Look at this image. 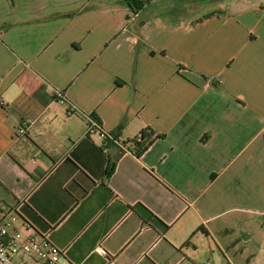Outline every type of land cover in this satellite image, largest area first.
<instances>
[{
  "label": "crops",
  "instance_id": "0c3cea01",
  "mask_svg": "<svg viewBox=\"0 0 264 264\" xmlns=\"http://www.w3.org/2000/svg\"><path fill=\"white\" fill-rule=\"evenodd\" d=\"M238 2L0 0V211L60 264H264V6Z\"/></svg>",
  "mask_w": 264,
  "mask_h": 264
},
{
  "label": "built area",
  "instance_id": "2783aa9c",
  "mask_svg": "<svg viewBox=\"0 0 264 264\" xmlns=\"http://www.w3.org/2000/svg\"><path fill=\"white\" fill-rule=\"evenodd\" d=\"M86 135H96L106 143H116L118 147L126 152L134 153L133 145L116 142L111 135L104 131L99 121L86 116ZM23 135L22 128H15L14 136ZM134 143H141V137L137 135ZM131 144V142H130ZM99 254L103 252L98 249ZM17 255L15 264H60L63 253L53 246L47 239L46 234H39L19 216L14 210L0 211V264H13L11 256Z\"/></svg>",
  "mask_w": 264,
  "mask_h": 264
},
{
  "label": "trees",
  "instance_id": "16d2710c",
  "mask_svg": "<svg viewBox=\"0 0 264 264\" xmlns=\"http://www.w3.org/2000/svg\"><path fill=\"white\" fill-rule=\"evenodd\" d=\"M140 4H142L140 2ZM142 8V5H139L135 8V10H140ZM140 137H141V142L143 139H146L147 141V138H148V141L146 143V145H140V143H134V140L132 139L131 142V145H133V148H134V154L136 156L139 155V153L146 148V146L150 143V141L153 139V138H156L155 136L154 137H151L150 133L146 132L145 130H142L140 131V133L138 134ZM115 141L116 139L113 138ZM112 170H113V165H110V167L108 168V170L106 171V177L109 176L111 173H112Z\"/></svg>",
  "mask_w": 264,
  "mask_h": 264
},
{
  "label": "rangeland",
  "instance_id": "374dc122",
  "mask_svg": "<svg viewBox=\"0 0 264 264\" xmlns=\"http://www.w3.org/2000/svg\"><path fill=\"white\" fill-rule=\"evenodd\" d=\"M243 1H246V0H243ZM255 1L258 2L259 4H261L262 6H264V0H255ZM229 3L238 4L239 2H238V0H229Z\"/></svg>",
  "mask_w": 264,
  "mask_h": 264
}]
</instances>
